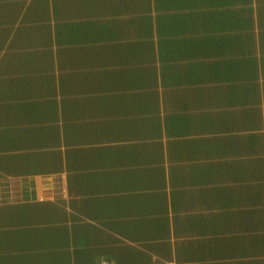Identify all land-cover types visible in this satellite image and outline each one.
<instances>
[{
  "label": "crops",
  "instance_id": "0c3cea01",
  "mask_svg": "<svg viewBox=\"0 0 264 264\" xmlns=\"http://www.w3.org/2000/svg\"><path fill=\"white\" fill-rule=\"evenodd\" d=\"M139 1L145 0H0V129L5 127V111L21 105L25 119L14 131L34 140V147L18 153L31 157L39 147L52 151L53 146L42 147L36 134L38 115L49 117V108L56 106L61 115L63 105L69 107L79 97L83 106L94 108L98 118L103 115V103L108 99H112L109 105L114 102L112 96L119 89L112 84L117 79L112 81L111 74L129 61L133 63L135 37L131 23ZM149 2L155 6L154 0ZM150 38L156 40V33ZM121 113L125 116L124 109ZM134 115L132 111L135 121ZM83 117L90 120L89 114ZM245 119L243 116L239 125L236 122L237 129L224 132L220 144L200 136L201 146L197 148L175 147L182 151L180 159L170 160L175 153L168 143L178 141L172 140L175 135L163 136L161 156L165 160L160 164L164 168L173 164L179 176L159 190L153 209L147 206L142 215H134L151 218L148 226L155 227L154 236L160 237L162 231L167 235L162 242L171 256H159L160 263L153 264H264L260 167L256 159L252 166L259 168L258 174L254 169L252 173L238 166L222 167L226 160L223 154L233 163L238 161L232 157L242 160L225 145L246 140L250 128H243ZM81 127L79 121L76 128ZM215 145L222 152L219 148L205 149ZM85 147L69 152L68 159L62 161L51 156L46 172L38 169L34 158H25L14 173L2 168L0 162V264H53L57 250L70 253L76 252L77 246L85 247L90 222L110 221L111 234L146 249L141 240L126 237V230L114 225L119 201L112 203L109 220L102 216L101 204L105 203L100 202L109 189L92 182L90 175L95 168L85 171L89 162L101 167L120 164L119 158H124L126 165L122 167L129 172L138 167L134 154L143 157L146 153L122 147L125 156L112 142ZM61 148L65 154L74 147L62 142ZM147 192L133 189L142 199L144 194L149 196Z\"/></svg>",
  "mask_w": 264,
  "mask_h": 264
},
{
  "label": "trees",
  "instance_id": "16d2710c",
  "mask_svg": "<svg viewBox=\"0 0 264 264\" xmlns=\"http://www.w3.org/2000/svg\"><path fill=\"white\" fill-rule=\"evenodd\" d=\"M147 1L136 2L139 5L134 9L131 23L135 37L133 63L129 61L122 70L111 74L112 81L117 79L112 84H117L119 93L112 96L114 102L110 105L112 99L103 103V115L97 118L94 108L83 106L79 97L69 107L63 105L61 115L53 105L54 108L47 110L49 117L38 115L36 134L42 147L54 148L43 151L39 147L38 153H31L30 157L18 151L34 147V140L14 131L25 119L22 106L5 111V127L0 129V162L8 172H16L25 158H34L38 169L46 172L51 156L60 161L68 159L71 152L86 149L85 144L106 146L112 142L116 149L130 147L135 152L146 153L143 157L134 154L132 158L138 167L129 172L122 167L126 165L124 158H119L120 164L106 163L100 167L89 162L85 167V171L95 168L89 174L92 182L103 183L109 189L100 202L105 203L101 204L102 216H108L109 220L112 203L119 201L120 212L114 225L126 230V237L141 240L146 249L124 243L122 237L111 234L110 221L90 222L85 247L77 246V251L70 253L57 250L53 264H97L98 258L100 262L113 260L117 264H153L160 263L159 256L170 258V250L162 242L167 235L162 231L160 237L154 236L155 227L148 226L151 218L132 216L142 215L147 206L153 209L159 200V190L179 176L176 174L179 169L175 170L173 164L166 168L160 164L165 160L161 156L164 135H175L172 140L178 141L168 143L175 153L170 160L180 159L182 151L174 150L175 147L197 148L201 146L200 136L220 144L224 132L237 129L236 122L239 125L245 116L243 128H250L246 140L229 141L225 148L241 155L239 159L247 157V160L232 157L238 161L233 163L223 154L226 160L222 167L238 166L252 173L254 169L258 174L259 168L252 166L256 159L264 185V3L261 0H154V6ZM155 33L156 40L150 38ZM86 114L90 115L89 121L83 117ZM79 121L82 127L77 129ZM62 142L74 148L64 154ZM217 148L222 152L218 145L205 149ZM121 150L126 156L127 152ZM139 188L148 190L149 196L144 194L142 199L133 193V189ZM95 194L100 196L96 191Z\"/></svg>",
  "mask_w": 264,
  "mask_h": 264
},
{
  "label": "built area",
  "instance_id": "2783aa9c",
  "mask_svg": "<svg viewBox=\"0 0 264 264\" xmlns=\"http://www.w3.org/2000/svg\"><path fill=\"white\" fill-rule=\"evenodd\" d=\"M100 264H115V261H113V260H111V261H109V260H102L100 262ZM170 264H172V263H170Z\"/></svg>",
  "mask_w": 264,
  "mask_h": 264
},
{
  "label": "rangeland",
  "instance_id": "374dc122",
  "mask_svg": "<svg viewBox=\"0 0 264 264\" xmlns=\"http://www.w3.org/2000/svg\"><path fill=\"white\" fill-rule=\"evenodd\" d=\"M132 216H134V215H132Z\"/></svg>",
  "mask_w": 264,
  "mask_h": 264
}]
</instances>
